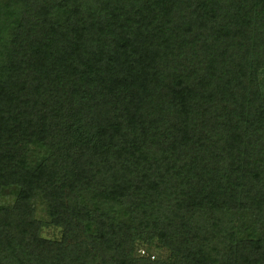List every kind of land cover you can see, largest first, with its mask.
I'll return each instance as SVG.
<instances>
[{"label": "trees", "instance_id": "obj_1", "mask_svg": "<svg viewBox=\"0 0 264 264\" xmlns=\"http://www.w3.org/2000/svg\"><path fill=\"white\" fill-rule=\"evenodd\" d=\"M263 72L264 0H0V264H264Z\"/></svg>", "mask_w": 264, "mask_h": 264}, {"label": "rangeland", "instance_id": "obj_2", "mask_svg": "<svg viewBox=\"0 0 264 264\" xmlns=\"http://www.w3.org/2000/svg\"><path fill=\"white\" fill-rule=\"evenodd\" d=\"M260 80L262 82V87L264 89V72L260 75ZM37 216L39 218L43 217V212L38 208L37 209ZM41 236L44 238H57L59 236L57 229H51V228H43L41 231Z\"/></svg>", "mask_w": 264, "mask_h": 264}]
</instances>
